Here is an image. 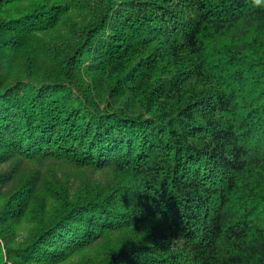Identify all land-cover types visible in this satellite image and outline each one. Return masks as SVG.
<instances>
[{
    "label": "trees",
    "instance_id": "16d2710c",
    "mask_svg": "<svg viewBox=\"0 0 264 264\" xmlns=\"http://www.w3.org/2000/svg\"><path fill=\"white\" fill-rule=\"evenodd\" d=\"M4 165L0 264H264V0H0Z\"/></svg>",
    "mask_w": 264,
    "mask_h": 264
},
{
    "label": "rangeland",
    "instance_id": "374dc122",
    "mask_svg": "<svg viewBox=\"0 0 264 264\" xmlns=\"http://www.w3.org/2000/svg\"><path fill=\"white\" fill-rule=\"evenodd\" d=\"M5 169H8L6 165L0 167V173L4 172ZM37 169L40 171V179L39 182L37 183L38 185L41 183L42 179H46V180H50L52 181V183H54V177L55 175L57 176L58 179H60L62 181V183L66 184V180H68V183L70 184V186L73 187H78L80 183L81 178L83 177V175H91V177H96L99 176L97 175V173H91L89 174L87 171H77L74 169H71L68 167H62V166H57V165H50V164H34V163H27L24 164L22 166H19L14 173L12 174L13 176V180L12 182L15 181L16 178L19 177V175H23L26 172H32V171H37ZM103 176V177H102ZM99 178L104 180V175H100ZM54 179V180H53ZM11 182V183H12ZM57 184V182H55ZM6 189V187L4 188ZM28 227H30L27 223H22V225L20 226L18 233L19 236H17V240L19 241L20 239H22L23 235L25 234V232L27 231Z\"/></svg>",
    "mask_w": 264,
    "mask_h": 264
}]
</instances>
